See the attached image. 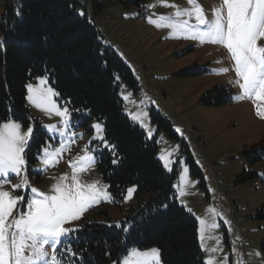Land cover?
Here are the masks:
<instances>
[{"label":"rangeland","instance_id":"rangeland-1","mask_svg":"<svg viewBox=\"0 0 264 264\" xmlns=\"http://www.w3.org/2000/svg\"><path fill=\"white\" fill-rule=\"evenodd\" d=\"M5 1L0 0V21ZM77 1L82 4L80 11L97 26L103 40L123 57L138 82L137 93L125 85L120 86L124 113L145 132L148 140L157 144V160L175 177L177 201L197 221L204 264L208 259L215 264H225V261L226 264H264V160L253 164L250 157L243 154L245 149L264 143V119L256 114L257 104L264 105V101L254 103L251 99H238L241 89L236 83L235 62L228 50L218 43L184 38L182 29L174 31L171 27L149 23V19L159 22V17L164 16L173 22L188 20L195 25L194 16L175 15L178 10L193 8L189 0ZM196 4L211 21L214 9L222 5V0H196ZM1 37L0 31V42ZM259 43L264 44V41ZM186 70L192 73L187 75ZM42 77H47L46 85H40L37 78L28 84L53 88L48 76ZM217 89L226 92L222 98L225 103L205 104L206 96ZM51 100L61 110L68 108V125L65 126L63 118L54 111L49 113L45 106L38 108L26 99L31 122L16 121L21 124L22 132L29 126L33 128L24 154L26 172L20 176L10 174V182L0 183V190L9 191L13 197L31 198L30 191L12 189V185L19 184L26 176L29 187L51 195L54 194L53 185L71 186L75 171L80 184H96L107 193L95 155L109 145L106 147L95 138L99 134L104 136V132L98 133L92 127L102 123L86 119L85 112L60 101L58 95ZM151 112L168 122L173 135L159 128ZM37 123L47 137L34 161H30L26 154ZM49 125L55 128L49 130ZM45 147L49 153L61 148L62 151L58 156L45 157ZM86 155H91L93 160L86 162L85 167L78 161ZM44 159L50 160L49 165L43 163ZM52 160L57 162L53 164ZM70 161L76 165L75 169ZM193 166L200 176L193 175ZM62 176L67 179L62 181ZM129 189L133 191L129 193ZM129 189L120 204L114 203L108 195L107 199L93 204L79 220L64 227L79 228L85 218H93L100 224L118 225L133 214V209L145 204L144 196H136L135 187ZM16 215L14 211L12 217ZM67 239L68 236L62 238L57 245L56 264L73 258L66 251ZM151 248L136 249L148 251ZM46 250L50 257L52 250L47 247ZM124 257L119 264H123ZM48 264L54 262L49 258Z\"/></svg>","mask_w":264,"mask_h":264},{"label":"trees","instance_id":"trees-1","mask_svg":"<svg viewBox=\"0 0 264 264\" xmlns=\"http://www.w3.org/2000/svg\"><path fill=\"white\" fill-rule=\"evenodd\" d=\"M81 8L77 0H6L0 21V122L10 116L29 124L25 86L48 76L60 101L102 123L109 147L97 152L95 160L112 201L120 204L131 186L137 197H145V204L118 225L85 218L68 236L66 249L77 255L64 264H119L133 247L158 248L162 264H204L197 221L178 203L175 177L157 160V144L124 113L120 86L137 93L138 82L93 21L80 14ZM225 94L217 89L204 102L223 105ZM151 115L159 128L173 135L167 121ZM46 137L37 123L28 160L34 161ZM243 154L259 163L264 143ZM196 170L193 166V175L200 176Z\"/></svg>","mask_w":264,"mask_h":264},{"label":"snow or ice","instance_id":"snow-or-ice-1","mask_svg":"<svg viewBox=\"0 0 264 264\" xmlns=\"http://www.w3.org/2000/svg\"><path fill=\"white\" fill-rule=\"evenodd\" d=\"M189 4L193 5L191 10H178L175 15H186L189 18L194 16L197 22L195 25L190 24L188 20L173 22L164 16L159 17V22L149 19V23L157 27H171L174 31L182 29L181 35L184 38L223 45L235 62L234 70L238 77L236 83L241 89L238 99L247 98L254 103L264 101V44L259 43L264 41V0H222V5L214 9V18L211 21L206 19L196 0H189ZM16 14L20 15V12L17 11ZM222 71L226 72L228 69ZM37 79L40 85H46L47 77ZM25 87L28 93L26 99L30 103L38 108L45 106L49 113L54 111L63 118L64 125H68V108L61 110L51 100V97L58 95L53 88L33 87L32 84ZM256 114L264 119V105L257 104ZM21 127V124L10 116L0 122V183H9L10 174L20 176L26 172L27 161L24 154L33 128L29 126L26 132H22ZM47 127L49 130L55 128L54 125ZM92 127L98 133H103L101 124L97 123ZM63 134L61 131V135ZM95 138L108 147L102 134ZM61 151L62 148L57 149L55 153H49L46 147L43 148L45 157L58 156ZM92 160L91 155H86L79 159L78 164L86 167V162ZM56 162L51 161L53 164ZM116 162L113 160V163ZM43 163L47 166L50 160L44 159ZM69 163L75 169L76 165L71 161ZM60 179L63 181L67 177L62 176ZM72 181L71 186L60 183L53 185L54 194L51 195L29 187L26 176L19 184L12 185L13 191H30L33 194L31 198L24 195L13 197L9 191L0 190V264H48L49 258L56 264L57 245L62 242V238L77 231L64 225L79 220L93 204L108 198V194L97 188L96 184H80L75 171ZM132 191L129 189V193ZM14 211L17 215L12 217ZM9 217H12L10 221ZM201 224H204L203 220ZM201 233L203 234V228ZM201 239L203 240V235ZM201 246L203 247V244ZM46 247L52 250L50 257ZM66 251L71 252L70 249ZM71 254L77 255L75 252ZM113 264H117V261L114 260ZM123 264H161L160 250L155 247L148 251L132 248L124 257ZM205 264L215 262L208 259Z\"/></svg>","mask_w":264,"mask_h":264}]
</instances>
